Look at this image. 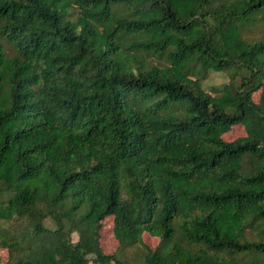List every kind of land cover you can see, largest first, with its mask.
I'll return each instance as SVG.
<instances>
[{
  "label": "trees",
  "instance_id": "obj_1",
  "mask_svg": "<svg viewBox=\"0 0 264 264\" xmlns=\"http://www.w3.org/2000/svg\"><path fill=\"white\" fill-rule=\"evenodd\" d=\"M0 247L264 264V0H0Z\"/></svg>",
  "mask_w": 264,
  "mask_h": 264
},
{
  "label": "rangeland",
  "instance_id": "obj_2",
  "mask_svg": "<svg viewBox=\"0 0 264 264\" xmlns=\"http://www.w3.org/2000/svg\"><path fill=\"white\" fill-rule=\"evenodd\" d=\"M227 78H228V73L226 71L209 70L206 73V76L202 79L201 85L207 89L210 85H215L220 82L226 81ZM242 132H243V128L235 124L231 126L229 130V134H227V136L228 138H233L234 136ZM43 222L46 226H53L52 220L49 219L48 217H45L43 219ZM111 225H112L111 216L104 217L102 220L101 228H100V245L104 252H112L116 245L115 238L111 232ZM71 236H72V239L76 238V234L74 232L71 233ZM143 237L151 246L155 244L156 239H157L156 236L149 235L146 231H143ZM130 251L131 249H128V250H125V252H123V254L126 255L128 259L131 258ZM6 258H7L6 249L0 247V264H3ZM87 264H92V262L89 261ZM113 264H121V263L114 262Z\"/></svg>",
  "mask_w": 264,
  "mask_h": 264
}]
</instances>
